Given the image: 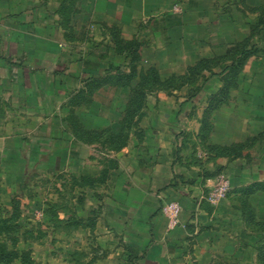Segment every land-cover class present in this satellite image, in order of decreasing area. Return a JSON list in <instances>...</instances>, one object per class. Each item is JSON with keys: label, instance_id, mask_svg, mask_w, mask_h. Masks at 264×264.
<instances>
[{"label": "rangeland", "instance_id": "1", "mask_svg": "<svg viewBox=\"0 0 264 264\" xmlns=\"http://www.w3.org/2000/svg\"><path fill=\"white\" fill-rule=\"evenodd\" d=\"M225 2L221 1L223 13L216 23L222 28L220 35H209L207 31L198 35L169 34L165 48L150 50L135 69L124 71L112 65L108 71L113 73L98 76L114 80L116 76L127 77L132 82H127L126 87L135 83L132 89L144 85L138 89L147 93L139 116L126 115L130 98H120L125 91L115 90L113 86L118 85L113 82L92 86V92H97L91 101L74 100L87 111H94L91 116L95 118L91 122L87 117L88 123L102 126L103 130L94 132L104 131L106 139L113 135L117 141L118 125L133 123V139H127L124 153L102 151L103 147H115L100 140L103 147L71 142L61 151L49 147L44 159L37 161H30L28 155L20 163L14 160L16 156H12V161H0V248L9 251L0 264H150L144 258L150 247L148 241H143L148 237L147 230L135 235L127 229L133 223L131 220L135 222L138 217L144 226L146 210L153 203L150 194L157 192L149 175L144 178L145 171L157 163L161 156L158 145L165 140L170 142L167 156L171 157L168 161L172 162V177L180 169L194 173L203 169L202 178L216 173L205 182L206 190L201 194L188 192L190 200L186 207L193 209L189 215L198 223L210 224L207 228L214 237L225 239L224 246L215 242L205 251L204 246L198 245L195 254H191L189 236L185 234V250L182 256H176L175 264H264V23L259 21L264 15V0H229L230 5L223 8ZM230 26L236 30H229ZM75 36L78 37L72 53L83 57L93 46L94 35ZM47 37L53 39L55 35ZM69 37L64 35L61 39L66 43ZM246 38V47H252V53L241 60L239 50L232 49ZM235 39L238 41L226 48L228 41ZM86 41L88 44L84 45ZM46 43L51 45L52 41ZM204 53H219L206 57L219 63L200 71L188 70ZM186 62L194 63L186 67ZM229 63L232 70L222 71ZM152 71L165 82L164 88H150ZM117 108H123V113L119 114ZM111 122L112 127L104 128ZM81 134L87 138L86 133ZM152 148L156 153L146 155ZM221 148L230 156L236 155L231 166L215 161L217 157H229L217 155L216 150ZM254 168L260 171L253 174ZM138 169L141 177L133 175ZM221 176L227 177L231 185L238 182L241 189L229 191L212 205L207 197ZM128 189L142 193L126 192ZM161 198L165 202L159 209L167 218L168 229L179 222L173 224L165 210L167 205L175 202L180 211L182 206L175 194ZM195 200L205 202H200V208ZM132 201L138 207H147L133 213ZM209 205L213 206L212 214L205 210L203 220L199 209ZM157 214L156 211L152 216ZM181 240L175 243L177 247ZM159 264L168 262L163 259Z\"/></svg>", "mask_w": 264, "mask_h": 264}, {"label": "crops", "instance_id": "2", "mask_svg": "<svg viewBox=\"0 0 264 264\" xmlns=\"http://www.w3.org/2000/svg\"><path fill=\"white\" fill-rule=\"evenodd\" d=\"M221 1L0 0V161H12V156H16L14 160L20 163L26 161L27 155L30 161H37L44 159L46 152L50 150L49 147H58V150H53L61 151V147L71 142L88 147L93 145L103 147L99 141H85L77 136L76 129L79 132H91L101 131L103 127L88 123L87 117L91 122L95 118L91 116L94 111L92 109L87 111L85 106L77 105L74 100L84 98L91 101L97 92L93 93V90L89 89L93 79L99 80L103 78H99V75L113 73L111 70L108 71L112 65L120 66L124 71L131 70L133 65H141L150 50L165 48L164 43L169 34L198 35L207 31L205 33L209 35H220L222 28L216 23L223 13ZM230 3L226 0L223 8ZM231 29L236 30V27L230 26L229 30ZM49 34L55 37L48 38ZM78 34L94 35V41H91L93 46L87 49L88 51L85 48L87 52L83 57H76L72 53L74 40L77 39L75 37H78L75 35ZM64 35H70L66 43L61 39ZM71 39L73 42H70ZM50 40L51 45L46 43ZM236 41L238 40H229L226 48L231 47ZM86 44L87 41L84 42V45ZM129 49H132L137 56L135 61L125 55ZM218 54L204 53L198 59ZM193 63L186 62L185 66L188 67ZM151 65L155 66L154 62ZM134 84L131 83V88L122 85L113 88L125 91L124 95L120 93V98L123 96L129 98ZM117 111L122 114L123 108H117ZM50 114L52 116L49 119ZM48 120L52 123L50 124ZM113 124L107 123L104 128L108 129ZM133 132L130 130L129 141L133 139ZM103 140L104 138L102 142ZM137 140H140L139 137ZM165 141L158 145L161 156L157 158V163L145 171L147 175L144 178H148L149 175L151 186L155 187L157 192L150 194L153 203L146 210L144 226L140 224L142 221L139 217L135 222L131 220L133 223L130 227L127 226L128 232L135 235H138L140 230H147L148 237L143 241H148L147 245L150 247L144 258L149 260L150 264H159L163 259L168 264H175L176 256H182L187 241L191 245V254H195L198 245L202 248L204 246L206 251L215 242L219 247L224 246L223 240H225L223 236L214 237L215 235L210 233L211 229L207 228L210 224L198 223V220L191 216L192 214L189 215L190 210L193 209L186 207L190 200L187 197L188 192L201 194L206 190L205 182L216 173L213 172V176L202 178L203 169L196 173L180 169L175 171L172 177V162L168 161L171 157L167 156L170 142ZM53 150L50 153L53 154ZM101 150L119 154L125 152V147L120 150L103 147ZM156 151L152 148L146 152V155L150 156ZM236 159L217 157L215 161L221 165L227 164L228 167L231 166L230 162ZM258 170L259 168H254L253 174L260 171ZM133 175L141 177L140 170L133 171ZM237 183L230 184L229 191L240 190ZM130 191L142 193L135 189L126 190V192ZM174 194L179 199L182 209L179 212V224L167 229V218L163 217L159 209L165 202L161 197ZM139 198L138 196L136 200ZM132 202L133 213L136 210L140 213L147 207L141 204L138 207L135 201ZM195 202L201 208L200 202L205 201L195 200ZM208 207L210 209H199L198 215H201L203 220L206 219L205 210L212 214L213 206ZM156 211L158 214L152 216ZM240 218L243 220V216ZM185 234L189 236L187 241L184 240L187 236ZM180 238L182 240L177 247L175 243Z\"/></svg>", "mask_w": 264, "mask_h": 264}, {"label": "trees", "instance_id": "3", "mask_svg": "<svg viewBox=\"0 0 264 264\" xmlns=\"http://www.w3.org/2000/svg\"><path fill=\"white\" fill-rule=\"evenodd\" d=\"M259 21L264 23V15H261L259 17ZM255 28V27H254ZM253 32V31H252ZM247 41H248V38L244 39L243 42H239L237 43L236 45H234L233 49L232 50H235V49H238L239 50V57L241 58V60L245 59L246 57H248L251 53H252V47L251 48H247ZM231 49V48H230ZM230 49L228 51H230ZM128 53H125L126 56H130L131 57V60L135 61L137 56L134 55V51L132 49H129L127 50ZM229 53V52H228ZM231 59H234V58H231ZM219 62L217 61H209L207 58H202L200 59L195 65L189 67L188 70L190 71H200L201 69H205L207 68V66H212V65H217ZM234 63V62H232ZM232 63H229V65L225 66L224 69L222 71H226L227 69L228 70H232ZM136 65H133L131 67V70L132 69H135ZM234 67H235V64H234ZM120 71V70H119ZM153 75H152V85H155V86H152L150 88H164L165 86H163L165 84V82L161 81L160 78L156 75V72L152 71ZM119 74H122L121 72H119ZM149 78V75L147 76ZM131 79H127V77H123V76H120V77H115V80L114 79H111L110 77H105L104 79L101 78L99 80H94L90 83V90L92 88V86L94 87H99L100 85L104 84V83H107V82H113L112 84H117V85H122V86H126L128 85L129 82ZM148 82V80H147ZM96 84V85H95ZM92 85V86H91ZM144 85H140L138 84L137 86H135L133 89H132V93L130 95V100H128L130 103L129 107L127 110H125L126 112V115H129V117H132V116H139L141 114V109L143 108V105L142 103L144 102L145 100V97H146V94L145 92H140L138 91V89L140 90L141 87H143ZM96 87V88H97ZM136 88V89H135ZM150 90V89H149ZM142 98H143V101H142ZM131 121H128V124L125 125H119V128H117L116 130V136L118 137V140H114L113 139V135H108L107 139H106V134L104 131L98 133V132H94V131H91V132H84V131H80L78 129H76L75 131L77 132L76 134H78V136L85 140V141H99L100 140L102 141V138H104L103 142L107 141L109 145H113L111 146L112 148H114L115 150H120L125 144H126V141L128 139V133L129 131L131 130L130 128H132L133 126V123L130 124ZM125 131V132H124ZM80 133H86L87 135V138L85 137V135H80ZM125 133V134H124ZM116 138V137H115ZM216 153L217 155L219 156H222V155H226V156H229V159L231 160L232 158H234V156H230V153L229 152H224V149H217L216 150ZM9 251L7 249H5L4 247L0 248V260H2L3 258H5L8 254ZM14 257H17V255H14Z\"/></svg>", "mask_w": 264, "mask_h": 264}, {"label": "built area", "instance_id": "4", "mask_svg": "<svg viewBox=\"0 0 264 264\" xmlns=\"http://www.w3.org/2000/svg\"><path fill=\"white\" fill-rule=\"evenodd\" d=\"M230 189V181L227 177L221 176L220 179L213 185V187L209 191V195L207 197L208 201L215 205L217 204L228 192ZM166 212L169 213L173 224L178 222V214L180 212V208L177 203L170 202L166 207Z\"/></svg>", "mask_w": 264, "mask_h": 264}]
</instances>
